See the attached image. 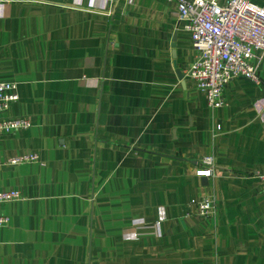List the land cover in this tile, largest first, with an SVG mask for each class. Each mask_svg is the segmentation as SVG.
<instances>
[{
    "label": "crops",
    "instance_id": "obj_1",
    "mask_svg": "<svg viewBox=\"0 0 264 264\" xmlns=\"http://www.w3.org/2000/svg\"><path fill=\"white\" fill-rule=\"evenodd\" d=\"M183 27L168 0H0L7 115L30 123L0 137V162L40 160L0 166L22 194L0 264H264V57L261 82L231 81L211 110Z\"/></svg>",
    "mask_w": 264,
    "mask_h": 264
},
{
    "label": "built area",
    "instance_id": "obj_2",
    "mask_svg": "<svg viewBox=\"0 0 264 264\" xmlns=\"http://www.w3.org/2000/svg\"><path fill=\"white\" fill-rule=\"evenodd\" d=\"M175 4V16L183 22L188 33L195 59L187 76L197 90L205 95L211 110L224 106L223 91L236 79L254 84L261 81L257 75L258 62L264 57V7L251 0H168ZM18 99L16 84L0 82V137L13 135L27 129L30 123L26 117L7 115L11 103ZM219 130V127H216ZM39 163L37 154H24L0 162L1 165ZM203 167L196 172L198 177H210L213 161L211 157L201 159ZM256 176L264 182V172ZM22 199L20 191L0 189V207L5 203ZM198 216L209 220L216 214V205L210 198H202L196 204ZM8 217L0 214V228L7 225ZM137 230L147 226L142 220L134 221ZM135 231V230H134ZM134 239L138 234L131 235Z\"/></svg>",
    "mask_w": 264,
    "mask_h": 264
},
{
    "label": "rangeland",
    "instance_id": "obj_3",
    "mask_svg": "<svg viewBox=\"0 0 264 264\" xmlns=\"http://www.w3.org/2000/svg\"><path fill=\"white\" fill-rule=\"evenodd\" d=\"M1 189V188H0ZM6 204H9V203H5V204H3V205H1V207H0V214H2L1 212H2V209H3V207L6 205ZM6 226V225H5Z\"/></svg>",
    "mask_w": 264,
    "mask_h": 264
},
{
    "label": "water",
    "instance_id": "obj_4",
    "mask_svg": "<svg viewBox=\"0 0 264 264\" xmlns=\"http://www.w3.org/2000/svg\"><path fill=\"white\" fill-rule=\"evenodd\" d=\"M174 40H175V37H174Z\"/></svg>",
    "mask_w": 264,
    "mask_h": 264
}]
</instances>
